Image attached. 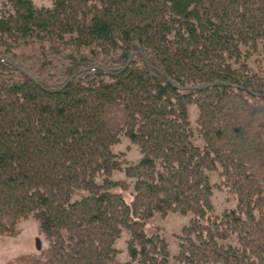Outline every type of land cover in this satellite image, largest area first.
Instances as JSON below:
<instances>
[{
    "label": "trees",
    "instance_id": "obj_1",
    "mask_svg": "<svg viewBox=\"0 0 264 264\" xmlns=\"http://www.w3.org/2000/svg\"><path fill=\"white\" fill-rule=\"evenodd\" d=\"M259 54L264 0H2L0 235L33 217L51 243L7 264H264ZM122 136L144 155L125 169ZM116 171L135 180L131 203L112 191L130 186ZM216 189L237 208L214 215ZM157 213L195 216L175 262L161 231L146 233Z\"/></svg>",
    "mask_w": 264,
    "mask_h": 264
},
{
    "label": "rangeland",
    "instance_id": "obj_2",
    "mask_svg": "<svg viewBox=\"0 0 264 264\" xmlns=\"http://www.w3.org/2000/svg\"><path fill=\"white\" fill-rule=\"evenodd\" d=\"M39 8L51 9L54 7V0H32ZM2 0L0 1V7ZM260 62H264V55H255L250 64L252 66H258ZM199 111L196 106L189 107V115L193 128L196 127V120L198 118ZM194 143L199 147H204V140L199 137L193 139ZM114 154L122 155V158L126 161L124 169L130 165H136L141 162L144 155L141 152L139 146L134 144L128 137L122 136L120 143L112 148ZM112 180L129 181L130 186L128 189L122 187H116L112 191L116 193H122L125 199L131 203L135 193V180H131L127 177L125 171H116L112 175ZM102 179L98 180L101 183ZM220 183L219 178L216 175L212 176V184ZM87 191H80L74 195L72 202L81 200L88 196ZM214 215L220 216L225 210L236 209L238 202L233 195L227 190L216 189L213 197ZM195 216L193 214L181 215L177 213H171L167 216H163L157 213L154 218L146 226L145 230L148 235L154 234L160 230L169 243L171 261L175 262V257L180 252V241L177 235H180L185 226H187ZM21 234L18 237H8L0 235V264H7L19 256L40 253L41 251L48 249L51 245L46 235L41 231L39 222L31 217L28 220H24L20 223ZM132 240V235L129 231L123 230L121 237L116 241L115 248L118 250V259L121 262L131 261V257L128 253V244ZM224 244L235 245V237L225 241Z\"/></svg>",
    "mask_w": 264,
    "mask_h": 264
},
{
    "label": "water",
    "instance_id": "obj_3",
    "mask_svg": "<svg viewBox=\"0 0 264 264\" xmlns=\"http://www.w3.org/2000/svg\"><path fill=\"white\" fill-rule=\"evenodd\" d=\"M141 54H142V56L145 58V55H144V52H143V51H141ZM134 55H135V51L132 50V52H131V56H130L129 61H128V64H127V66L124 68V70L127 69V67L131 64V62H132V60H133V58H134ZM0 60H3V61H6V62L10 63V61H7V60H5V59H3V58H1V57H0ZM75 77H76V76H73V77L70 79V81L74 80ZM169 82H170L171 84H173L172 81H169ZM215 85H219V84H215ZM208 87H210V86H205V87L203 86V87L190 88V89H193V90H201V89L208 88ZM185 89H188V88H182V90H185Z\"/></svg>",
    "mask_w": 264,
    "mask_h": 264
}]
</instances>
